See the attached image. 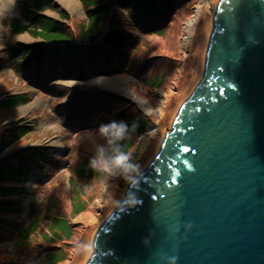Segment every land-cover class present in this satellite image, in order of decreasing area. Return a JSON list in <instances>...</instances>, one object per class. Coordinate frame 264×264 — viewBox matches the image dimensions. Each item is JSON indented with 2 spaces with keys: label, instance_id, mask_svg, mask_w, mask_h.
Masks as SVG:
<instances>
[{
  "label": "water",
  "instance_id": "obj_1",
  "mask_svg": "<svg viewBox=\"0 0 264 264\" xmlns=\"http://www.w3.org/2000/svg\"><path fill=\"white\" fill-rule=\"evenodd\" d=\"M212 13L201 78L84 264H264V0Z\"/></svg>",
  "mask_w": 264,
  "mask_h": 264
},
{
  "label": "rangeland",
  "instance_id": "obj_2",
  "mask_svg": "<svg viewBox=\"0 0 264 264\" xmlns=\"http://www.w3.org/2000/svg\"><path fill=\"white\" fill-rule=\"evenodd\" d=\"M24 1L26 0H0V57L5 42H41L27 33L12 34L1 27V22L8 23L10 18L19 17L21 3ZM51 1L66 15V19L61 22L67 25L69 30L76 31L79 22L85 20L79 0ZM216 2L217 0H184L172 14L162 37L154 34L141 36L136 32L140 41L139 49L134 48L131 51L126 60L129 67L122 72H111L107 75L95 73L84 80L52 77L46 81L49 91H35L33 86L23 81L21 67L3 60L0 69V100L14 93H26L31 98L28 103L18 108L0 111L1 136L6 135L8 129H18L21 126L31 129L6 151L14 152L32 147L48 150L52 154L58 153L60 158L57 160L55 157V160L50 161V167L43 166L47 172L36 173L40 179L38 186L36 174L29 178L28 192L23 197L26 211L28 206L29 209L31 207L41 211L54 199L65 206L63 211L68 210L69 197H74V187L80 189V198L87 204L84 212L69 218L70 223L74 225L71 228L72 238L67 241L69 244L66 247L70 251L69 258L57 264L86 262L92 253L95 232L118 205L127 185L145 169L156 154L179 106L189 97L201 78L213 22L212 9ZM43 14L56 21L60 20L54 11L46 10ZM123 55L122 53L117 61L119 66L123 62ZM149 77H152V80L148 84L139 80H147ZM78 106L84 107L79 113L82 116V119L78 118L81 121L80 126L71 123L73 110L76 111ZM66 111H69L70 123L75 125L72 130L66 125ZM121 113L122 116H119ZM133 113L146 118L150 130L136 136L126 128L120 139H132L133 144L127 154L129 162L138 167L136 171H125L122 167L112 164L117 155L109 142L115 137L111 134H101L99 128L112 121L118 122L126 114ZM83 158L103 159L110 167L106 170L97 165L94 170L86 162L80 166L78 173L87 174L92 171L93 174L90 177H79L72 170L77 168ZM59 176L62 177L61 180H57ZM69 177L73 179L71 184ZM26 216L14 220L12 230L8 231L10 236L5 243L9 261L12 264H46L45 260L48 259L47 263L50 264L51 258L62 255L64 250L61 249L65 248L64 246L45 252L49 245L37 241L39 244H34L24 253L21 252L18 258L13 254L15 233L20 229V224L28 222ZM50 223L51 221L45 218L41 229ZM50 235L55 236L53 232Z\"/></svg>",
  "mask_w": 264,
  "mask_h": 264
},
{
  "label": "trees",
  "instance_id": "obj_3",
  "mask_svg": "<svg viewBox=\"0 0 264 264\" xmlns=\"http://www.w3.org/2000/svg\"><path fill=\"white\" fill-rule=\"evenodd\" d=\"M80 1L85 12V20L79 22L76 31L69 30L67 25L61 22L66 19V15L51 0H26L21 3L19 17L10 18L8 23L2 22L3 28L12 34L27 32L43 41L42 44L37 45L6 42V58L9 59L10 64L23 69V81L33 86L35 91H49L46 81L52 77L84 80L95 73L107 75L111 72H122L123 69L129 67L126 60L131 55V51L134 48L139 49L140 41L136 32L141 36L154 34L162 37L172 14L184 2V0ZM34 9L55 11L60 20L53 21L43 15L36 14ZM30 24L33 26L30 27ZM167 48H172V46H167ZM122 53L124 54L123 62L119 66L117 61ZM50 56L53 57V61ZM139 80L148 84L152 77L147 80L139 78ZM30 100L31 98L26 93L14 94L0 101V111L15 109ZM83 108L78 106L75 108L76 111L73 110L72 124L80 126L81 121L78 118L82 119L79 113ZM68 112L66 111L64 118L66 125H69L68 128L72 130L75 125L70 123ZM123 118L125 119L120 121ZM122 119L118 122L127 125L128 129L136 136L150 130L148 120L142 118L138 113L126 114ZM29 130H31L29 127L21 126L18 129H8L6 135L2 134L1 136L0 134V245H2L0 264H12L9 261V252L5 241L9 239L8 231L12 230L14 220L22 219L25 215H27L28 222L20 224V229L15 233V253L13 254L18 258L21 252H26L34 244H39L37 241H42L49 245L45 252L61 249V246L65 247L61 249L64 250L62 255L55 259L51 258L50 264H57L59 261L68 259L70 251L66 248L69 244L67 241L72 238L71 228L74 227L69 218L81 214L87 206L80 198V189L74 187V197H69V211H63L65 206L57 202V199H54L49 206L41 211H36L31 207L29 209V206L26 211L23 197L28 192L29 178L36 173L47 172L43 166L50 167V161H53L55 157L60 160L58 153L52 154L48 150L32 147L14 152L6 151L17 139L26 136ZM110 141L118 154H127L133 144L132 139L111 138ZM86 162L92 169H96L93 167L91 159L83 158L77 168L72 170L73 173L79 177L83 175L90 177L93 174L92 171L87 174L78 173L80 166ZM61 178L59 176L57 180H61ZM39 180V175L36 174L37 186ZM68 181L70 184L73 183V179L70 177ZM45 218H48L51 223L41 229ZM52 232L55 236L50 235ZM47 262L48 259L45 260L46 264H48Z\"/></svg>",
  "mask_w": 264,
  "mask_h": 264
},
{
  "label": "clouds",
  "instance_id": "obj_4",
  "mask_svg": "<svg viewBox=\"0 0 264 264\" xmlns=\"http://www.w3.org/2000/svg\"><path fill=\"white\" fill-rule=\"evenodd\" d=\"M127 125H125L123 122H116L112 121L110 124L107 125H101L99 128V131L103 135H108L111 134L117 139H120L123 137L125 131H126ZM101 152L103 151L102 149L100 150ZM112 164L122 167L125 171L131 170V171H136L137 170V165L132 164L129 162V155L125 153H120L117 156H115L112 160ZM92 165L93 167H96L99 165L100 167L104 169H109L110 165L107 161L103 159H94L92 160ZM135 184V181H133ZM128 203L130 205H135L137 203V200L133 197L131 198ZM173 262L175 261V257L172 258Z\"/></svg>",
  "mask_w": 264,
  "mask_h": 264
},
{
  "label": "snow or ice",
  "instance_id": "obj_5",
  "mask_svg": "<svg viewBox=\"0 0 264 264\" xmlns=\"http://www.w3.org/2000/svg\"><path fill=\"white\" fill-rule=\"evenodd\" d=\"M59 38H63V37H59ZM232 87H233V89L235 88V86L234 85H232ZM192 149H190V148H188V147H184L183 148V151L184 152H190ZM178 181H176V180H173V184H175V183H177ZM159 198V194L158 193H155L154 195H153V199L155 200V199H158Z\"/></svg>",
  "mask_w": 264,
  "mask_h": 264
}]
</instances>
